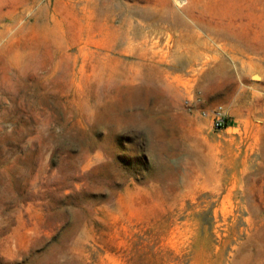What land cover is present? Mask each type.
Masks as SVG:
<instances>
[{
	"label": "rangeland",
	"instance_id": "374dc122",
	"mask_svg": "<svg viewBox=\"0 0 264 264\" xmlns=\"http://www.w3.org/2000/svg\"><path fill=\"white\" fill-rule=\"evenodd\" d=\"M96 3L0 0V264H264V0Z\"/></svg>",
	"mask_w": 264,
	"mask_h": 264
},
{
	"label": "bare ground",
	"instance_id": "6f19581e",
	"mask_svg": "<svg viewBox=\"0 0 264 264\" xmlns=\"http://www.w3.org/2000/svg\"><path fill=\"white\" fill-rule=\"evenodd\" d=\"M87 2H88V4H87L88 5L87 6V20H86L87 27H88L87 32L89 34H91V35L95 34L98 30H100L102 33L106 32V34L108 35L107 43L103 47H104V50L110 51L111 47H112L111 42H113L114 38H116V33H115L116 31L113 29L112 20H105V24H101V20H97L98 17H99V13H100L98 5L96 3L97 0H87ZM144 14H145L147 19H149L151 17H155L156 18L153 21V23H147L149 25L146 27V28H150V26H152L153 27V29H152L153 31H161V29H163L162 24L166 23V21L169 20L167 17L163 16L162 13H160V14H158V13L151 14V13H149L147 11ZM173 17L174 18L172 19V17H171L170 20H175V22L176 21L180 22L179 20H181V19L179 17H177V16H173ZM131 23H132V21H131ZM195 27H196V29L198 28L200 30L206 31V35H207V37L209 39L212 38V37H221L222 36V37H225V39L227 38L229 40H232V41L236 42L237 44H239L241 46V50H245L244 49V39L241 38L240 36H237V35L231 34V33H225V32H223L221 30L213 28L210 25H206L204 23H201L200 21L196 22ZM200 30H196V31H193L192 33H189L192 36V38L194 40L193 42L195 44H197V39H205V37H203V34L200 32ZM55 33L56 32H55V24H54V27L51 30V32H47L46 31V35L43 36L44 37L43 38L44 42H48L51 45L55 46V42H56L55 41ZM50 34L54 35V37L52 36L53 39H51L52 42H51V40L48 39ZM93 38L94 37L92 36L91 39H93ZM229 42H231V41H229ZM148 49L149 48H146V50H148ZM246 50L248 51V48H246ZM150 52H151V50H150ZM124 53H128L129 54L130 50L129 49H125ZM196 55L198 56V54H196ZM156 56L157 55H156L155 51H153L152 54H150L149 52L143 51V53H139L137 55L138 61H136L133 64L138 66L139 68H144V67L149 68L150 67V70H154L159 63L163 62L162 59H161L162 61L161 60H157ZM106 58H108V59H106ZM118 63L119 62H118V60L116 58H111L110 55L108 53H106L104 58H103V60H102V62H101V65H103L105 67H111V71L112 70L115 71V68H116ZM225 68H226V64L225 63H218V65H216L215 68L212 71L207 73V75H204V79L206 81L210 80L211 78H213L215 73L216 74L217 73L220 74V73L225 72Z\"/></svg>",
	"mask_w": 264,
	"mask_h": 264
},
{
	"label": "built area",
	"instance_id": "2783aa9c",
	"mask_svg": "<svg viewBox=\"0 0 264 264\" xmlns=\"http://www.w3.org/2000/svg\"><path fill=\"white\" fill-rule=\"evenodd\" d=\"M206 115H209L213 119L214 126L217 129H223L226 127V114L223 106H217L208 114L206 113Z\"/></svg>",
	"mask_w": 264,
	"mask_h": 264
}]
</instances>
